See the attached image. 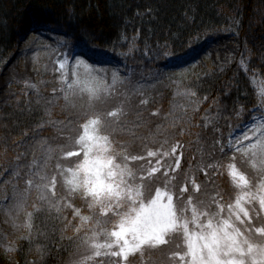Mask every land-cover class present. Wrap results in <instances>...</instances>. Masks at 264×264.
I'll return each mask as SVG.
<instances>
[{
	"label": "trees",
	"instance_id": "trees-1",
	"mask_svg": "<svg viewBox=\"0 0 264 264\" xmlns=\"http://www.w3.org/2000/svg\"><path fill=\"white\" fill-rule=\"evenodd\" d=\"M44 28L62 35L63 43L39 73L38 92L25 94L23 83H12L10 102L0 110V264H77L78 242L70 243L68 237L77 235L79 218L73 217L71 208L58 213L45 206L33 216L31 228L27 227V214L38 196L33 191L21 199L23 186L18 188L15 178L17 154L26 149L28 163L34 158L46 160L41 170L50 175L59 171L61 149H78L69 145L67 133L58 131L61 122L71 118L79 127L80 117L90 109L122 111L124 115L115 121L109 118L118 143L135 135L143 137L150 148L159 149L155 141L162 143L167 136L170 145L183 146L188 170L211 145L213 123L220 125L227 138L239 124L233 108L246 105L252 111L264 104L250 80L258 78L264 84V0H0V67L24 35ZM229 28L243 37L248 51L243 62L232 56L220 70L193 74L185 84L165 72L166 56L180 57L196 39ZM85 49H99L115 59L123 54L125 68L130 70L127 76L134 85H144L143 91L120 86L91 105L70 104L56 65ZM153 112L158 115L152 116ZM138 117H144L142 125L129 123ZM36 121L44 125L40 139L45 143L31 142L32 148L28 142L18 145L25 133L31 135L30 129H36ZM142 147L139 139L133 141L136 151ZM48 148L53 152L45 155ZM74 166L64 164L65 168ZM62 181L57 184L58 194L67 192ZM222 187H231L226 177ZM70 199L83 215H89L82 199ZM68 202L63 196L57 201ZM84 228L79 235H91ZM148 259L149 264H161L163 257L155 254Z\"/></svg>",
	"mask_w": 264,
	"mask_h": 264
},
{
	"label": "snow or ice",
	"instance_id": "snow-or-ice-1",
	"mask_svg": "<svg viewBox=\"0 0 264 264\" xmlns=\"http://www.w3.org/2000/svg\"><path fill=\"white\" fill-rule=\"evenodd\" d=\"M58 66L63 68L64 62L58 61ZM65 83V94L77 89L95 95L101 91L111 93L120 86L136 92L144 88L139 82L134 85L127 75L120 79L116 74L111 84L78 79ZM262 109L264 104L252 111L246 105L239 110L233 108L239 124L227 138L220 125L213 123L211 145L188 170L184 168L183 146L170 145L167 136L162 143L155 141L159 149L150 148L143 137L135 135L118 143L110 124L124 115L122 111L90 109L80 117L83 122L79 127L71 118L61 122L58 131L67 133L69 145L79 147L75 151L68 147L60 150L63 158L57 160L56 175L41 170L47 166L46 160L34 158L29 164L27 149L17 154L15 178L18 188L23 186L21 199L33 191L38 196L33 211L27 214V227L31 228L33 216L45 206L58 213L71 208L73 217L81 222L77 235L68 237L70 243L78 242L77 264H149L148 258L155 254L163 257L161 264H264ZM143 122L144 117L129 121L135 126ZM36 124L35 130L30 129L31 135L25 133L18 145L28 142V148H32L31 142L45 143L40 139L44 125L41 121ZM136 139L143 146L140 151L133 148ZM52 152L48 148L45 155ZM65 163L75 166L65 168ZM241 175L245 183L239 182ZM61 177L64 185L70 186L67 192L58 194ZM225 177L230 189L222 187ZM93 188L95 191L85 194ZM62 196L69 202L58 204ZM70 198L82 199L89 215H83ZM85 224L89 227L84 228ZM81 228L91 235H79Z\"/></svg>",
	"mask_w": 264,
	"mask_h": 264
},
{
	"label": "rangeland",
	"instance_id": "rangeland-1",
	"mask_svg": "<svg viewBox=\"0 0 264 264\" xmlns=\"http://www.w3.org/2000/svg\"><path fill=\"white\" fill-rule=\"evenodd\" d=\"M42 30L24 35L14 46L15 49L6 57L5 64L1 65L0 110L10 102L13 95L10 88L12 83H23L25 94L38 92L35 88L36 79L44 69L46 61L59 49L62 43L59 34H54L50 30ZM244 45L243 37L236 29L229 28L221 32H214L202 39L195 40L184 57L175 60L167 58L165 72H170L176 76L180 84H185L193 74L203 75L211 69L220 70L232 56L237 57L239 62H243L248 54ZM80 54L82 55L65 59L63 68L56 65L57 71L59 68L63 77L64 95L65 81L70 83L77 79L80 81L95 80L102 84H111L114 74L120 79L128 74L123 61L112 59L99 50H83ZM251 83L257 91L258 99L264 100L263 83L258 78H251ZM103 93L107 92L101 91L100 98ZM87 97V93L77 89L67 100L72 105L87 106L89 105ZM238 132L239 129H237Z\"/></svg>",
	"mask_w": 264,
	"mask_h": 264
},
{
	"label": "clouds",
	"instance_id": "clouds-1",
	"mask_svg": "<svg viewBox=\"0 0 264 264\" xmlns=\"http://www.w3.org/2000/svg\"><path fill=\"white\" fill-rule=\"evenodd\" d=\"M70 95L71 94L66 93L65 94V98H69ZM99 99H100L99 93H97L95 95L89 94L88 97H87V101H88L89 105L93 104L95 101H97ZM261 180L264 181V176L261 177ZM239 182L240 183H245V179H244V177L242 175L239 177ZM86 184H87V181H85V186H86ZM68 186H70V185L66 184V187H68ZM72 190L73 191H78V188L76 186H72ZM92 191H95V188L88 190V192H86L85 194H90ZM71 194L72 193L70 192L69 195H71ZM159 240H160V238L157 237V242H159ZM261 258L264 259V256H262Z\"/></svg>",
	"mask_w": 264,
	"mask_h": 264
}]
</instances>
